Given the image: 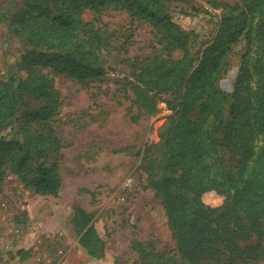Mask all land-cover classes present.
I'll use <instances>...</instances> for the list:
<instances>
[{"label": "rangeland", "instance_id": "rangeland-1", "mask_svg": "<svg viewBox=\"0 0 264 264\" xmlns=\"http://www.w3.org/2000/svg\"><path fill=\"white\" fill-rule=\"evenodd\" d=\"M208 1L213 0L170 3L178 27L190 34L195 63L224 15ZM85 3L0 0V103L5 114H13L3 117L0 127V264H135L143 258L138 245L169 256L175 252L167 215L148 184L146 165L150 147L160 141L159 128L176 109L183 89L158 93L155 111L147 112L135 101L131 86L147 58L169 54L177 59L183 52L166 50L161 30L123 4L105 2L95 10ZM57 14L73 17L65 29L71 39L66 49L81 42L86 59L103 65L101 74L92 71L83 81L68 75L70 64L53 46L58 42L51 44L46 31L40 32L41 27L56 28L47 17ZM239 48L236 44L234 50ZM51 58L55 60L47 64ZM227 61L219 84L227 79L232 91L240 55L231 52ZM239 91L242 102L248 92ZM51 129L57 147L36 146L38 138L47 141ZM39 162L52 165L60 178L56 195L38 192L24 181V175H35ZM223 198L213 190L201 196L211 206ZM263 263L259 258L251 264Z\"/></svg>", "mask_w": 264, "mask_h": 264}, {"label": "trees", "instance_id": "trees-1", "mask_svg": "<svg viewBox=\"0 0 264 264\" xmlns=\"http://www.w3.org/2000/svg\"><path fill=\"white\" fill-rule=\"evenodd\" d=\"M110 1L123 4L161 30L166 50L183 52L177 59L169 54L147 58L136 71L137 83L131 86L135 101L147 112L155 111L158 93L183 89L176 109L159 128L160 141L150 147L146 165L148 184L167 215L175 252L169 256L138 245L143 258L135 264H202L205 260L251 264L264 260V0L208 1L213 8H222L224 15L215 35L196 57L197 63L189 51L190 34L180 30L172 17L171 0H85V4L97 10ZM191 8L197 11L194 5ZM184 13L191 12L184 9ZM47 18H52L56 28L41 27L40 32L46 31L51 44L58 42L53 46L70 64L68 75L83 81L92 71L101 74L103 65L95 66L86 59L81 42L66 49V40L71 39L65 29L72 25V14ZM61 27L65 28L59 30ZM236 44L240 48L234 50ZM231 52L240 55V67L235 89L228 91L219 80ZM44 86L46 91L45 81ZM240 88L248 92L242 102ZM0 105L1 127L3 117L13 114H5ZM37 140L36 146L57 147L53 131L47 141ZM25 176L24 181L41 193L56 195L61 186L54 167L43 162L31 179ZM212 190L224 197L221 204L202 201V194ZM79 211L77 207L75 215ZM251 239L255 241L241 245Z\"/></svg>", "mask_w": 264, "mask_h": 264}, {"label": "water", "instance_id": "water-1", "mask_svg": "<svg viewBox=\"0 0 264 264\" xmlns=\"http://www.w3.org/2000/svg\"><path fill=\"white\" fill-rule=\"evenodd\" d=\"M235 72V71H234ZM233 71L230 73V75H232L234 73ZM221 87H223L224 89L228 90L230 89L229 87V82L227 79H223L220 83Z\"/></svg>", "mask_w": 264, "mask_h": 264}, {"label": "built area", "instance_id": "built-area-1", "mask_svg": "<svg viewBox=\"0 0 264 264\" xmlns=\"http://www.w3.org/2000/svg\"><path fill=\"white\" fill-rule=\"evenodd\" d=\"M27 264H38V262L35 261L34 263H27Z\"/></svg>", "mask_w": 264, "mask_h": 264}, {"label": "crops", "instance_id": "crops-1", "mask_svg": "<svg viewBox=\"0 0 264 264\" xmlns=\"http://www.w3.org/2000/svg\"><path fill=\"white\" fill-rule=\"evenodd\" d=\"M14 262L10 263V264H13Z\"/></svg>", "mask_w": 264, "mask_h": 264}, {"label": "bare ground", "instance_id": "bare-ground-1", "mask_svg": "<svg viewBox=\"0 0 264 264\" xmlns=\"http://www.w3.org/2000/svg\"><path fill=\"white\" fill-rule=\"evenodd\" d=\"M230 75V74H229ZM228 77V76H227ZM231 85V84H230Z\"/></svg>", "mask_w": 264, "mask_h": 264}]
</instances>
